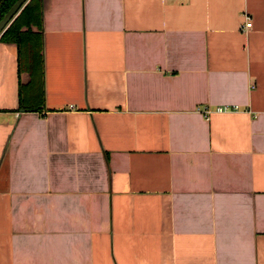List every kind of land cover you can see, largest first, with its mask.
<instances>
[{"label": "crops", "instance_id": "obj_1", "mask_svg": "<svg viewBox=\"0 0 264 264\" xmlns=\"http://www.w3.org/2000/svg\"><path fill=\"white\" fill-rule=\"evenodd\" d=\"M41 52L26 111L0 42V264H264V0H42Z\"/></svg>", "mask_w": 264, "mask_h": 264}, {"label": "trees", "instance_id": "obj_2", "mask_svg": "<svg viewBox=\"0 0 264 264\" xmlns=\"http://www.w3.org/2000/svg\"><path fill=\"white\" fill-rule=\"evenodd\" d=\"M17 0H0V21ZM42 0H29L0 36V42L13 44L17 49L18 103L26 111H37L32 105L43 96V60L41 52ZM29 82L23 85L21 75Z\"/></svg>", "mask_w": 264, "mask_h": 264}, {"label": "built area", "instance_id": "obj_3", "mask_svg": "<svg viewBox=\"0 0 264 264\" xmlns=\"http://www.w3.org/2000/svg\"><path fill=\"white\" fill-rule=\"evenodd\" d=\"M243 19L244 20L242 24L240 25V31L244 34H247L252 29V20L246 14L243 15ZM238 110L239 108L236 106H222V107H216L213 109L208 108V107L197 108L196 112L202 115L206 121H208L209 117L212 114H226V113H231V112H237Z\"/></svg>", "mask_w": 264, "mask_h": 264}, {"label": "water", "instance_id": "obj_4", "mask_svg": "<svg viewBox=\"0 0 264 264\" xmlns=\"http://www.w3.org/2000/svg\"><path fill=\"white\" fill-rule=\"evenodd\" d=\"M29 0H17L0 21V36Z\"/></svg>", "mask_w": 264, "mask_h": 264}]
</instances>
